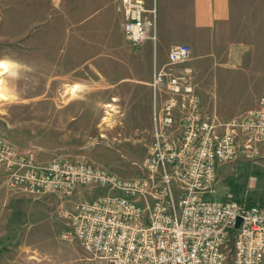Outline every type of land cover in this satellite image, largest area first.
<instances>
[{"label": "rangeland", "instance_id": "rangeland-1", "mask_svg": "<svg viewBox=\"0 0 264 264\" xmlns=\"http://www.w3.org/2000/svg\"><path fill=\"white\" fill-rule=\"evenodd\" d=\"M92 4L0 0V139L38 163L80 160L132 178L148 141L142 125L125 130L128 98L115 94L113 83L138 47L114 25L101 33ZM229 10L230 22L219 26L208 50L218 78L202 81L198 92L220 121L257 108L264 97V0H229ZM131 142L142 152H124ZM257 147L252 158L218 169L216 196L264 206V145ZM79 194L75 200L91 201L105 193L84 187ZM56 204L54 197L12 195L0 172V264H100L63 238Z\"/></svg>", "mask_w": 264, "mask_h": 264}, {"label": "built area", "instance_id": "built-area-1", "mask_svg": "<svg viewBox=\"0 0 264 264\" xmlns=\"http://www.w3.org/2000/svg\"><path fill=\"white\" fill-rule=\"evenodd\" d=\"M117 10L130 45L155 40V11L143 0H119ZM190 55L189 46L176 45L154 66L151 140L136 177L80 160L38 163L0 139L6 189L56 198L63 238L100 264H264V206L215 191L220 167L250 159L264 145V97L257 108L220 121L201 104L186 66ZM84 187L105 194L75 200Z\"/></svg>", "mask_w": 264, "mask_h": 264}, {"label": "crops", "instance_id": "crops-1", "mask_svg": "<svg viewBox=\"0 0 264 264\" xmlns=\"http://www.w3.org/2000/svg\"><path fill=\"white\" fill-rule=\"evenodd\" d=\"M118 1L93 0V8L91 6L92 15L101 17V33L106 31L107 25H114L117 32L122 34V15L117 10ZM143 1L148 11H155V40L144 42L138 47L136 56L125 59L124 71L117 74L118 76L114 79L113 84L115 86V94H121L120 92L122 91L123 96L128 98L130 114H128L126 121L122 119L125 130L128 127L136 132V126L142 125L141 132H143L148 141L145 145L147 149L151 140L152 130L154 98L150 82L154 66L160 67L166 63L167 54L171 47L184 44L189 46L191 50V57L186 66L190 67L194 72L195 89L198 90L196 92H201L204 89L202 81H214L215 83L218 76L212 73L213 68L209 62L211 61V54L208 50L212 47L211 42L215 40L214 33L220 25L228 24L231 16L229 0ZM109 14H111L114 21L107 19ZM201 44L204 48L203 52L198 51ZM115 94L113 95V100L114 97H117ZM131 143L129 146L123 147L124 152L132 156L136 154L135 151L137 150L142 152L141 145H134V142ZM0 172L4 178L1 168ZM12 195L18 196L13 193ZM81 196L83 197L81 194L77 195L78 198ZM54 199L56 200V198Z\"/></svg>", "mask_w": 264, "mask_h": 264}, {"label": "water", "instance_id": "water-1", "mask_svg": "<svg viewBox=\"0 0 264 264\" xmlns=\"http://www.w3.org/2000/svg\"><path fill=\"white\" fill-rule=\"evenodd\" d=\"M239 222H240V219H238V220H237V223H236V226H235V227H237V226H238Z\"/></svg>", "mask_w": 264, "mask_h": 264}, {"label": "trees", "instance_id": "trees-1", "mask_svg": "<svg viewBox=\"0 0 264 264\" xmlns=\"http://www.w3.org/2000/svg\"><path fill=\"white\" fill-rule=\"evenodd\" d=\"M250 206L254 205V204H249Z\"/></svg>", "mask_w": 264, "mask_h": 264}]
</instances>
